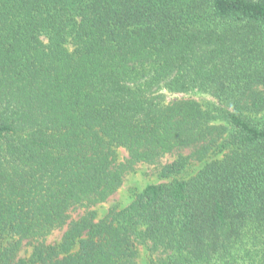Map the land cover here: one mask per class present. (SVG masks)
Returning <instances> with one entry per match:
<instances>
[{"label":"trees","instance_id":"16d2710c","mask_svg":"<svg viewBox=\"0 0 264 264\" xmlns=\"http://www.w3.org/2000/svg\"><path fill=\"white\" fill-rule=\"evenodd\" d=\"M189 92L209 98L167 97ZM139 245L264 264V0H0V264H138Z\"/></svg>","mask_w":264,"mask_h":264},{"label":"rangeland","instance_id":"374dc122","mask_svg":"<svg viewBox=\"0 0 264 264\" xmlns=\"http://www.w3.org/2000/svg\"><path fill=\"white\" fill-rule=\"evenodd\" d=\"M167 97H190L198 99L199 101L207 100L209 97L206 94L201 92H189V93H177L169 94ZM186 152V151H185ZM119 159H122L126 155V151L122 148L118 149ZM175 158V155L166 154L155 164H148L140 162L135 165V169L124 176V179L121 185L110 194L104 201L98 202L91 208L96 212V219L105 215L107 210L111 207H116L118 209L124 207L134 198V194L137 191H140L145 185L154 182H160L162 179L158 177V172L160 167ZM201 166V162H195L190 165L188 171L195 172ZM85 208L75 207L69 211L70 219L76 218L84 212ZM69 219V220H70ZM66 229V225L62 227L53 229L49 234L44 238L46 243L57 244L59 243L61 236ZM32 246L28 243H23L19 256L28 257L30 255ZM77 249V245L73 250ZM147 251L144 246L139 245L138 254L136 261L138 264H146L147 262Z\"/></svg>","mask_w":264,"mask_h":264}]
</instances>
